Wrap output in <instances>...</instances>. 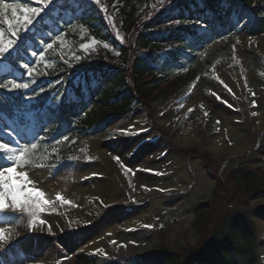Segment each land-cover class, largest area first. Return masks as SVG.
Masks as SVG:
<instances>
[{
	"label": "rangeland",
	"instance_id": "1",
	"mask_svg": "<svg viewBox=\"0 0 264 264\" xmlns=\"http://www.w3.org/2000/svg\"><path fill=\"white\" fill-rule=\"evenodd\" d=\"M237 18L241 23L238 27L230 20L201 51L199 55L209 62L185 93L168 102L157 99L151 105L139 101L126 114L111 117L100 132L89 131L81 137L79 155L59 165L30 163L9 174L11 182L18 185L16 172H27L33 186L53 203L46 216L45 210L37 214L35 224L40 228L35 224L30 227L26 215L20 219L0 217V226L12 225L14 229L7 240L0 241V264H78L84 254L94 257L92 264H141V257L154 251L175 255L195 251L205 238L203 232L208 233L233 214L246 215L255 234L242 255L247 261L234 255L237 264H251V254L256 256L255 264H264V129L258 130L264 124V15L246 21L241 10ZM228 45L232 47L230 54ZM1 139L14 147L29 141L25 134ZM247 141L250 149L237 156L233 152L239 146L236 142L245 148ZM99 162L106 166V174ZM74 168H81L85 194L78 197L75 208L65 202L58 206L61 200L56 199L57 193L63 201L71 198L53 184ZM243 170L255 177L254 188L247 189L237 180ZM180 176H190V188L158 191L156 198L161 203L153 214L149 196L141 197V204L136 202V195ZM119 191L125 192L123 198L131 203L129 210L119 212V220L126 222L139 208H145L150 216L137 220L136 228L122 229L94 247L87 239L102 230L96 222L86 232L66 234L64 229L72 226L66 214L76 221L95 216L111 223L116 212L108 213L104 205ZM198 205L210 210L203 232L196 221ZM5 219L11 222L5 224Z\"/></svg>",
	"mask_w": 264,
	"mask_h": 264
},
{
	"label": "trees",
	"instance_id": "2",
	"mask_svg": "<svg viewBox=\"0 0 264 264\" xmlns=\"http://www.w3.org/2000/svg\"><path fill=\"white\" fill-rule=\"evenodd\" d=\"M6 2L43 9L31 24L19 25L16 36L0 16V46L14 41L0 55V138L28 136L29 146L37 145L31 164L40 166L76 156L84 134L100 132L139 101L151 105L185 93L205 70L209 61L199 54L221 27L230 20L237 26L241 10L249 20L264 15V0H54L47 7L35 0ZM10 82L29 86L14 89ZM241 174L237 180L254 188L255 177ZM197 210L203 232L210 210ZM252 231L246 215L233 214L203 232L195 251H154L141 264H237L235 256L247 261L242 255ZM93 259L85 254L78 264Z\"/></svg>",
	"mask_w": 264,
	"mask_h": 264
},
{
	"label": "snow or ice",
	"instance_id": "3",
	"mask_svg": "<svg viewBox=\"0 0 264 264\" xmlns=\"http://www.w3.org/2000/svg\"><path fill=\"white\" fill-rule=\"evenodd\" d=\"M32 2L33 0H29V3ZM35 2L41 3L47 7V5L50 2H54V0H35ZM95 2L99 4L100 0H95ZM9 10L11 11L10 19L8 18ZM42 10V8L38 7H25L21 4L8 3L6 0H0V16L4 17L9 29H12V36H16V28L19 25L22 24L27 26L31 24L32 18L39 15ZM18 13L22 15H18ZM3 35L4 33L0 31V41H2ZM13 43L14 41L10 39L7 41L6 45L0 46V55L11 48ZM47 47L52 48V44H48ZM23 67L28 70L29 75H32V68H30L29 65L24 64ZM10 83L11 87L14 89L27 88L29 86L28 84ZM2 86L8 87V84L6 83ZM201 107L203 106L201 105ZM192 111V108L188 109L189 113ZM204 115L207 116L208 113L205 112ZM217 124H219V121H217ZM65 139L67 138L65 137ZM36 148L37 145L35 143H32L30 146L25 143L19 147H14L10 143L0 139V159L4 160V164L0 165V217L20 219L22 216L26 215L30 218L28 221L30 227L36 223L37 214L43 212L45 206L53 202L44 199L45 194L33 186L34 182L29 179L27 172H16V176L20 181L18 185L11 182L9 174L15 172L17 167L23 168L30 164L32 162L33 151ZM4 165L9 166L5 167ZM56 199L61 201L64 200L59 193H57ZM64 202L68 203V201ZM3 222L7 224L10 223L11 220L5 219ZM40 223H44V221L41 220ZM144 227L151 228L153 225H144ZM49 230L51 229L49 228ZM10 232L11 229L0 226V241L7 240Z\"/></svg>",
	"mask_w": 264,
	"mask_h": 264
},
{
	"label": "bare ground",
	"instance_id": "4",
	"mask_svg": "<svg viewBox=\"0 0 264 264\" xmlns=\"http://www.w3.org/2000/svg\"><path fill=\"white\" fill-rule=\"evenodd\" d=\"M210 109H212L216 112V109L213 108L212 104H210ZM255 127L257 129V126H255ZM261 129H264V124H262L260 127H258V130H261ZM219 138H222V137H219ZM185 140H187V138H185ZM185 142H187V141H185ZM236 143L239 146H235L233 149V152L236 151L237 156H244L245 150L247 151L248 149H250V146H251L249 141H247L245 148H243L245 144L240 143V142H236ZM182 146H185V144H182ZM100 157H101V155H100ZM98 167L100 169L104 168V172L106 174L107 168L103 163L99 162ZM80 170H81V168H74L73 171H70V172H67V173L60 175L59 177H57L58 178L57 182L53 184V187L56 190L60 191L63 195L68 194L70 196L71 199L68 201V203H65L64 205L67 204V206H69L71 208H75L76 204L78 203V197L85 194L84 193L85 187L82 186L83 181L80 180L81 179V176L79 175L81 172ZM191 182H192V180L190 179V176H189V179L187 177L182 178V176H180L179 179H175L174 181L167 182V184H165L163 186L162 185H156L158 183H153L154 185L159 186V187L151 188L148 190V192L146 190L145 192H143L142 195H140V196L136 195L135 199L137 198L136 202L139 201L138 203L141 204L143 201L140 198L141 197L143 198V196H149L150 200H151L149 203V207H150L149 210H151L150 212L153 214L154 208L159 203H161V201L158 202V200L156 198L158 191H161V190L166 189V188H173L175 190H181V189L188 190L190 188L189 186H190ZM124 193L125 192H123V191H119L118 193H112L110 195V197L106 200V203L104 205V207L106 208L108 213L109 212L110 213L116 212L114 215V218H113L114 221L112 220L111 223L106 224V222L103 218L97 219L95 216H92L94 218L87 216L85 219L80 218L76 221L72 216L70 218L69 214H66V217L67 218L69 217L68 223H70L72 225V226H70L71 228H69V229L65 228L64 229L66 234L71 235L73 233L80 232V231L86 232L90 229L91 225H93V222H96L97 225L99 224V227H100V225H102V230L100 231V229H99V231L97 232V235L89 234L88 239H87V244H90L92 247H94L96 245L101 244V242L103 240H105L109 237H113V234H116L118 231H121L122 229L136 228L137 225L134 223L137 220L141 221L142 218H146L150 215L146 214V211H144L145 208H139V209H135L133 211V213L131 215H129L126 222H122V220H119V217H118L119 212L121 210H125V211L129 210L130 206H131V203L129 202V200L128 199L126 200L123 198L125 196ZM106 196H108V194H106ZM44 199L49 200L47 194H45ZM61 203H64V201H61L60 203H58V206H61L62 205ZM47 209H50V204L46 205V207L44 209L45 210V216H46V212L48 211ZM66 211L68 212L69 210H66ZM140 213H141L140 216H136V218H134L135 215H138ZM40 218H41V216H40ZM45 219H46V217H45ZM35 225H39L38 228L42 227L39 223H37ZM12 227H13L12 225L9 227V229H11V232L14 231V229ZM7 228H8V226H7ZM103 229H104V231H103ZM1 245H3L2 242L0 243V249H1ZM5 245H7V244H4V246ZM40 262H44V261L40 260Z\"/></svg>",
	"mask_w": 264,
	"mask_h": 264
}]
</instances>
